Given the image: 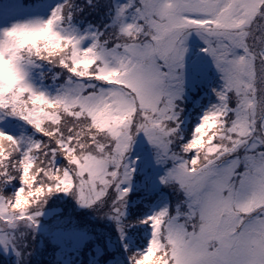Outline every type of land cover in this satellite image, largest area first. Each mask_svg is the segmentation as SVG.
Segmentation results:
<instances>
[{
  "label": "snow or ice",
  "instance_id": "snow-or-ice-1",
  "mask_svg": "<svg viewBox=\"0 0 264 264\" xmlns=\"http://www.w3.org/2000/svg\"><path fill=\"white\" fill-rule=\"evenodd\" d=\"M62 232L86 264H264V0H0V264Z\"/></svg>",
  "mask_w": 264,
  "mask_h": 264
},
{
  "label": "trees",
  "instance_id": "trees-1",
  "mask_svg": "<svg viewBox=\"0 0 264 264\" xmlns=\"http://www.w3.org/2000/svg\"><path fill=\"white\" fill-rule=\"evenodd\" d=\"M58 238L63 241V255L60 261H57L53 255V250L50 245L47 253L51 257L50 261L42 262L38 264H86L88 257L79 251L78 248V237L70 232H65V237L58 234ZM2 255V254H0Z\"/></svg>",
  "mask_w": 264,
  "mask_h": 264
},
{
  "label": "rangeland",
  "instance_id": "rangeland-1",
  "mask_svg": "<svg viewBox=\"0 0 264 264\" xmlns=\"http://www.w3.org/2000/svg\"><path fill=\"white\" fill-rule=\"evenodd\" d=\"M54 207H56L58 209H63V215L66 217L75 216L77 219H83L87 215V213L76 211L74 209L73 204L70 201H63V202L57 201L54 204ZM44 224L45 225H51L53 228L57 227L58 226L57 217L51 216V217L45 218ZM100 227L103 228L104 225L101 224ZM58 234L65 237V232L58 233ZM48 248H49L48 245L41 246L38 244L37 245V252H36V255L33 257L32 264H38V263H42L45 261L49 262L51 257L47 253Z\"/></svg>",
  "mask_w": 264,
  "mask_h": 264
}]
</instances>
